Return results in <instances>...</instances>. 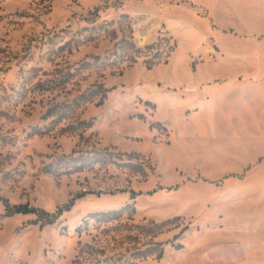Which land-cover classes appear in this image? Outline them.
I'll return each mask as SVG.
<instances>
[{"label": "rangeland", "instance_id": "obj_1", "mask_svg": "<svg viewBox=\"0 0 264 264\" xmlns=\"http://www.w3.org/2000/svg\"><path fill=\"white\" fill-rule=\"evenodd\" d=\"M127 1L0 0V264H264V82Z\"/></svg>", "mask_w": 264, "mask_h": 264}, {"label": "crops", "instance_id": "obj_2", "mask_svg": "<svg viewBox=\"0 0 264 264\" xmlns=\"http://www.w3.org/2000/svg\"><path fill=\"white\" fill-rule=\"evenodd\" d=\"M127 4L140 14H163L167 23L178 24L187 33L196 36L200 43L212 39L219 49L215 57L220 61L232 59L237 64L234 66L237 67L235 73L228 79L230 86L241 91L249 85L255 86L264 82V0H128ZM201 11L205 12L204 15ZM216 12H222L228 17L236 16L242 30L233 26H220ZM220 36L229 38L228 41L234 42L235 46L229 50L221 43ZM196 47L198 50L201 48L198 44ZM214 63L215 61L203 64L199 74L202 70L211 71L210 65L213 66ZM205 75L203 74L204 77ZM252 75L258 78L251 79ZM233 96L239 97L234 94Z\"/></svg>", "mask_w": 264, "mask_h": 264}, {"label": "trees", "instance_id": "obj_3", "mask_svg": "<svg viewBox=\"0 0 264 264\" xmlns=\"http://www.w3.org/2000/svg\"><path fill=\"white\" fill-rule=\"evenodd\" d=\"M133 45V44H132ZM176 45V44H175ZM174 47V46H173ZM175 49V47H174ZM173 49V50H174ZM147 65L149 66L148 68L151 69V67H153L155 64L154 63H147ZM133 196H135L136 194L134 192L131 193ZM137 196V195H136ZM73 204H70L68 206H66L65 208H63L62 212H69L72 210L73 208ZM8 212V211H7ZM17 214H29V213H34V211H29L27 207H19L16 211ZM61 212H59V214H57V216L61 215ZM118 214V213H117Z\"/></svg>", "mask_w": 264, "mask_h": 264}]
</instances>
